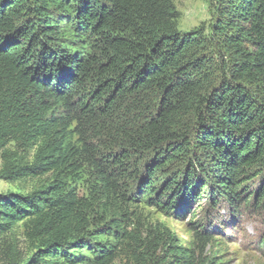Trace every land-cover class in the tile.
<instances>
[{"label":"trees","instance_id":"1","mask_svg":"<svg viewBox=\"0 0 264 264\" xmlns=\"http://www.w3.org/2000/svg\"><path fill=\"white\" fill-rule=\"evenodd\" d=\"M175 1L0 0V179L46 177L27 195H0V243L22 224L35 251L12 264H37L44 257L76 264L83 261L79 249L87 247L88 262L112 264L115 248L94 241V232L108 227L107 235L120 245L129 234L113 219L91 230L90 213L102 187L115 188L114 170L128 171L134 158H150L140 191L168 213L176 207L175 193L189 194L196 184L193 163L163 181L169 164L192 142L211 162L212 196L240 204L247 195L243 186L264 177V97L256 89L264 83V0H218L210 43L200 29L180 33ZM210 46L230 59L220 77L206 54ZM129 107L147 120L122 129L127 148L120 157L96 158L87 155L85 144L82 151L66 146L68 130L58 108L80 122L111 118ZM190 116L194 123L180 132ZM31 150L30 163L24 154ZM81 154L103 182L90 198L68 182L67 168L79 171L75 155ZM201 183L196 190L208 185ZM263 200L264 180L254 204ZM204 233H197L200 243L210 239ZM159 236L147 244L149 253L175 247L169 255L175 264H194L183 248L172 246L169 231ZM169 256L158 264L170 263Z\"/></svg>","mask_w":264,"mask_h":264},{"label":"rangeland","instance_id":"2","mask_svg":"<svg viewBox=\"0 0 264 264\" xmlns=\"http://www.w3.org/2000/svg\"><path fill=\"white\" fill-rule=\"evenodd\" d=\"M175 4L180 13L178 22L180 33L200 29L210 43L218 0H176ZM206 54L213 60V69L220 77L224 72L222 71L224 63L228 64L230 61L229 56L225 51L211 46ZM256 89L260 96L264 97V83L258 85ZM254 94H257V91ZM131 109L130 107L123 109L111 118L106 119L98 115L94 119L86 118L80 122L76 120L77 115L72 112L66 113L60 108L56 110V116L61 117L67 126L66 146L77 147L82 151L85 144L89 150L88 156L110 158L120 157L126 152L127 142L122 129L125 128L129 132L128 126L139 127L147 120L146 115L142 116L137 111L132 113L129 111ZM192 122L194 123V118L191 116L184 119L179 125L181 128L179 131L185 130L184 128L193 124ZM191 136L187 137L193 138ZM190 145L185 155L178 156L169 164L163 181H166L172 173L188 170L191 168L190 164L193 163L196 169V184L191 189L192 192L186 195L175 189L178 192L175 193L176 207L169 213L149 203V199H153L154 196L147 199L146 194L140 191L142 181L145 179V170L151 161L150 158L147 160L134 158L127 168L128 171L124 170L126 167L115 169L116 173L114 172L111 176L112 180H116L115 188L107 191L109 187L103 186L97 194V200H100V203L90 213L91 230H97L98 227L104 225L103 221L109 222L113 219V222L119 225L120 231L129 234L125 243L120 245V240L107 235L110 232L108 227L106 229L101 227V231L94 232V241L109 245L110 249L115 248L117 253L112 264H158L167 259L171 252L176 250L175 247L166 250L159 248L156 253H149L147 249V244L156 242L158 237L160 238L159 235L167 231L173 236L172 246L183 248L187 257L192 256L194 264H264V246H262L264 242V200L258 205L254 204L255 196L260 191L264 177L260 175L243 186L245 187L243 190L247 192L243 202H249L246 205L243 202L237 204L223 194L219 197L212 196L217 189L214 184L212 188L210 187L211 179L208 174L212 170V165L210 166L208 154L193 142ZM11 150L14 151L12 148ZM33 155V150L25 153V160L31 163ZM84 156L75 155V160H77L75 165L79 167V171L73 173L71 172L73 168L68 167V182L81 197L90 198V192L95 186L100 187L103 182L96 179V170L85 161L86 156ZM4 163L5 161L0 156V171ZM134 170L138 172V177ZM157 178L160 179L159 175ZM45 179L46 177L14 182L0 179V195H27L37 190ZM200 181L203 182L200 185H208L196 190ZM191 195L193 196L190 198ZM251 196L253 199H250ZM191 199L193 201L188 204ZM260 204L262 207L257 209L261 206ZM202 232H205L204 234L210 239L200 243L197 233ZM71 252L77 254V250ZM78 252L77 258L83 261H78L76 264H91L88 259H92V254L88 247L79 249ZM34 253L24 227L18 224L4 236L0 243V264L29 260ZM169 260L168 264H175L177 259L169 256ZM39 262L53 264L56 261L44 257Z\"/></svg>","mask_w":264,"mask_h":264}]
</instances>
